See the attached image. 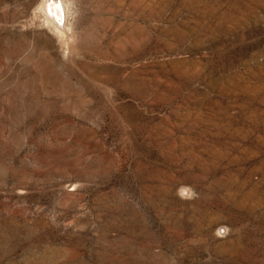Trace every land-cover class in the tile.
Wrapping results in <instances>:
<instances>
[{"label":"rangeland","instance_id":"374dc122","mask_svg":"<svg viewBox=\"0 0 264 264\" xmlns=\"http://www.w3.org/2000/svg\"><path fill=\"white\" fill-rule=\"evenodd\" d=\"M47 1L0 0V264H264V0Z\"/></svg>","mask_w":264,"mask_h":264},{"label":"bare ground","instance_id":"6f19581e","mask_svg":"<svg viewBox=\"0 0 264 264\" xmlns=\"http://www.w3.org/2000/svg\"><path fill=\"white\" fill-rule=\"evenodd\" d=\"M63 2L60 0H48L44 6V9L48 14L51 16V18L54 21H59L61 20L62 16L64 15V7Z\"/></svg>","mask_w":264,"mask_h":264}]
</instances>
